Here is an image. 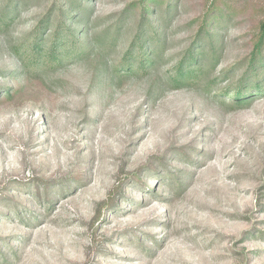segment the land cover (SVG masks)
Segmentation results:
<instances>
[{
    "label": "rangeland",
    "instance_id": "rangeland-1",
    "mask_svg": "<svg viewBox=\"0 0 264 264\" xmlns=\"http://www.w3.org/2000/svg\"><path fill=\"white\" fill-rule=\"evenodd\" d=\"M0 264H264V0H0Z\"/></svg>",
    "mask_w": 264,
    "mask_h": 264
}]
</instances>
